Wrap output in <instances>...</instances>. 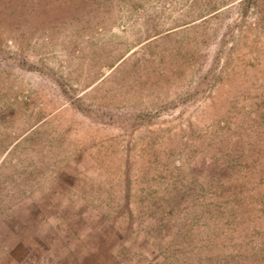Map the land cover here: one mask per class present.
I'll return each mask as SVG.
<instances>
[{"label": "rangeland", "instance_id": "obj_1", "mask_svg": "<svg viewBox=\"0 0 264 264\" xmlns=\"http://www.w3.org/2000/svg\"><path fill=\"white\" fill-rule=\"evenodd\" d=\"M11 5L0 264H264V0Z\"/></svg>", "mask_w": 264, "mask_h": 264}, {"label": "trees", "instance_id": "obj_2", "mask_svg": "<svg viewBox=\"0 0 264 264\" xmlns=\"http://www.w3.org/2000/svg\"><path fill=\"white\" fill-rule=\"evenodd\" d=\"M5 7H7L8 9H5L3 12L8 13V14L12 13L13 7L11 5V0H0V14H2L1 11ZM84 8H85L84 6L81 7L82 10H85ZM61 10H63V8H61ZM79 11L80 10H78L77 12H79ZM39 12L40 13H43V11H39V10L37 11V9L36 10L34 9L32 11V14L35 16ZM69 12L70 11H68V9L66 8V13H69ZM19 13L26 15V13H28V11L25 10L24 7H21V9H19ZM71 13H72V11H71ZM27 67L28 68H36V67H34V65H28ZM57 82L59 84L60 90L63 93V95L66 96L67 98H71L72 97V93H70L69 87H68L67 83L64 81V79L59 78V79H57ZM72 103H73V105H74V107L76 109H78V110H80V111H82V112H84L86 114H89L91 112V107H89V105H87L86 103H84L81 100V98L78 97V96H76L73 99ZM145 116H146L145 113L138 112V113H136L134 115V118L131 120V122L137 123V122H140L142 120H145ZM177 196L179 198L180 197V194H178ZM191 198H192V196H191ZM236 200L238 202V205L239 204H242L241 206L243 207V205L245 203H243L242 200L241 201L238 200V199H236ZM222 210H223V208H222ZM217 212H218L217 219H220L223 216L224 213L222 214V211L220 209H218ZM171 213L174 214V212L172 210H169L167 212L168 215H170ZM230 216H231V218L233 220H235L238 216H241V214L240 213H230ZM185 219L187 220V218H185ZM190 223H189L188 220H187V223H186V221H184V218H183L182 223H180V227L182 226L181 228L183 230L182 229L181 230H179V229L176 230L175 240L172 241L173 244L175 243V245H179L180 244L179 241H180L181 243L182 242L185 243L187 245V247H190L191 243H193L194 238H197V241L199 240L200 242H203L204 243L205 241H210L211 236H213L214 237V244L217 246V244H218V239H217L218 238V235L216 234V232H213V231L208 230L206 236H204V237L202 235H198V234H197L198 236L197 235H194V234H192L191 231H189L190 230V227H191L190 226ZM207 227H209V226H207ZM210 259H213V258H206L205 259V256L204 257H197L196 264H204L205 262L209 261ZM229 261H231V260H229V259L226 258L224 264H230Z\"/></svg>", "mask_w": 264, "mask_h": 264}]
</instances>
